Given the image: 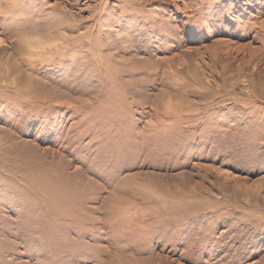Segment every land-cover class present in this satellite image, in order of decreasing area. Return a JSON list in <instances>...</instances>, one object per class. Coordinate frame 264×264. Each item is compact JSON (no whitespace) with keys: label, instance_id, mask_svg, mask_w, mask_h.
<instances>
[{"label":"rangeland","instance_id":"rangeland-1","mask_svg":"<svg viewBox=\"0 0 264 264\" xmlns=\"http://www.w3.org/2000/svg\"><path fill=\"white\" fill-rule=\"evenodd\" d=\"M0 264H264V0H0Z\"/></svg>","mask_w":264,"mask_h":264}]
</instances>
